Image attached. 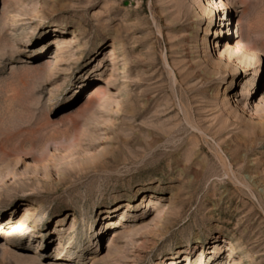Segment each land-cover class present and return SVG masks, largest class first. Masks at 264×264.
Returning <instances> with one entry per match:
<instances>
[{
	"label": "rangeland",
	"instance_id": "obj_1",
	"mask_svg": "<svg viewBox=\"0 0 264 264\" xmlns=\"http://www.w3.org/2000/svg\"><path fill=\"white\" fill-rule=\"evenodd\" d=\"M219 3L0 0V264H264V0Z\"/></svg>",
	"mask_w": 264,
	"mask_h": 264
},
{
	"label": "bare ground",
	"instance_id": "obj_2",
	"mask_svg": "<svg viewBox=\"0 0 264 264\" xmlns=\"http://www.w3.org/2000/svg\"><path fill=\"white\" fill-rule=\"evenodd\" d=\"M226 1H227V0H226ZM226 1H225V0H220L219 6H220L221 8L219 9V11H222V10H224V9L227 7V3H226ZM17 230H19V229H17Z\"/></svg>",
	"mask_w": 264,
	"mask_h": 264
}]
</instances>
